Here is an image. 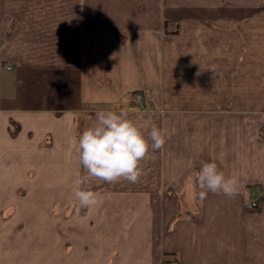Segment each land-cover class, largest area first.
<instances>
[{"label": "crops", "instance_id": "0c3cea01", "mask_svg": "<svg viewBox=\"0 0 264 264\" xmlns=\"http://www.w3.org/2000/svg\"><path fill=\"white\" fill-rule=\"evenodd\" d=\"M134 90L160 111L128 118L166 143L136 183L94 178V264H264V0H0V197L36 165L83 176L76 122ZM213 161L235 197L199 199ZM64 251L51 260L84 264Z\"/></svg>", "mask_w": 264, "mask_h": 264}, {"label": "rangeland", "instance_id": "374dc122", "mask_svg": "<svg viewBox=\"0 0 264 264\" xmlns=\"http://www.w3.org/2000/svg\"><path fill=\"white\" fill-rule=\"evenodd\" d=\"M166 25L170 35L178 32L174 23ZM210 57L212 64L217 66L218 55ZM213 73L217 78V71ZM212 93L218 95L216 86L212 88ZM139 95L140 100L137 99ZM110 108L126 113L160 111L149 94L139 90L128 92ZM85 123L86 118L76 122L72 135L74 141L83 132ZM50 142L46 138L41 147L48 146ZM30 169L27 178H4L0 197V234H7L10 239L11 234H19L21 241L15 243L2 239L1 254L6 262L0 264H57L51 258L60 255L63 248L66 254L76 251L82 255L84 264H94V207L81 208L74 198L72 190L75 178L70 177L71 168H66L67 178H64L58 166L36 165ZM82 171L87 175L86 170ZM84 187L94 191V178ZM63 239L67 241L64 243Z\"/></svg>", "mask_w": 264, "mask_h": 264}, {"label": "clouds", "instance_id": "9594fccd", "mask_svg": "<svg viewBox=\"0 0 264 264\" xmlns=\"http://www.w3.org/2000/svg\"><path fill=\"white\" fill-rule=\"evenodd\" d=\"M96 123L79 135L75 144L78 164L87 175L76 173L72 194L81 208H92L99 204L97 192L86 189L90 180L116 183L121 179L136 183L143 175L142 161L148 158L150 149L162 150L166 133L151 126L149 138H145L141 127L126 112L99 110ZM195 184L200 189L201 201L207 193L235 197L239 190V178L235 174L226 176L216 162H205L195 173Z\"/></svg>", "mask_w": 264, "mask_h": 264}, {"label": "built area", "instance_id": "2783aa9c", "mask_svg": "<svg viewBox=\"0 0 264 264\" xmlns=\"http://www.w3.org/2000/svg\"><path fill=\"white\" fill-rule=\"evenodd\" d=\"M137 99L138 100H140L141 99V96L139 95V96H137ZM257 199H254V200H251V201H249L248 203H247V205H246V209H248V210H254V209H256L257 208Z\"/></svg>", "mask_w": 264, "mask_h": 264}]
</instances>
